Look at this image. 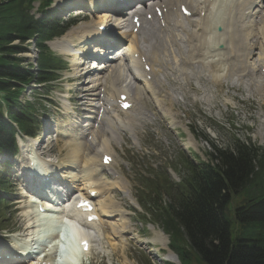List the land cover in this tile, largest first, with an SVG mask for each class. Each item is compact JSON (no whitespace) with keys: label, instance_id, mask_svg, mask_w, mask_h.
I'll return each mask as SVG.
<instances>
[{"label":"bare ground","instance_id":"obj_1","mask_svg":"<svg viewBox=\"0 0 264 264\" xmlns=\"http://www.w3.org/2000/svg\"><path fill=\"white\" fill-rule=\"evenodd\" d=\"M75 1L83 2L84 0H69V2L74 3ZM260 1L262 2L261 5ZM57 2L55 3V6L62 5L64 1L59 5ZM106 2L110 4L111 8L103 9L102 16L94 17L96 23L93 21L91 22L93 25L90 23L82 24L79 28L77 27L78 29L76 28L74 31H70L67 36H63L61 39L49 43V46L54 51L70 57L69 62L72 64L71 67H74L75 71L79 69L81 64H85L83 59L88 56L87 52L92 49L89 47L91 44L90 42L101 43L103 40L105 41V38L108 36L110 39L113 37L116 42L125 43V45L123 44L120 48L126 56L131 52H138L140 57H144L150 68L148 75L151 76L152 79L150 82L146 80V74L138 68V65L140 64L139 61H128L125 57H122V59L117 60L116 62H111L112 60L107 59L110 66L106 71L102 72L97 70L98 68L94 64H87V71L85 70L81 75L85 74L86 76L90 75L94 77L90 83H87L86 85H91V87L98 85L100 87V84H104L105 90L107 91L106 93L108 94L106 98L118 97L121 93L129 91L134 93V100H138L142 96L155 98L157 94L163 93L164 91L162 81L165 78L164 76L155 74L156 71L154 69V67L160 68V65L162 64H168V67L170 65L172 70L166 68V71L167 69L171 70L169 73L172 76L178 77L182 82L185 81L182 77H186L185 75L187 73L184 75V73L181 72V68L186 67L190 70V73L197 71V74L194 76L195 80L200 78V73L205 72L207 73L205 78L209 83L221 85L222 78L217 75V72L211 70L213 68H218L219 61H217V63L215 62V64L206 62L211 58V56L210 58H206V56L209 55L208 49L219 42H223L224 44L223 50H218L216 52L217 55L222 56L225 61L223 62L225 63L226 72H224L223 80L230 79L231 82H234L235 86H238L239 84H245L244 79H249L248 83L250 84L246 88L247 91H249L251 87L253 89V86L257 85V79L254 80L253 76L260 70L264 69V0H236L235 2L229 0L226 6L216 5V1L213 2V0L145 1L144 6L142 7L148 14H154L155 7L157 6L161 7L162 10L165 9V12L162 13L159 23L156 22L157 18L155 15L152 16V21L144 22L138 35H134L131 31L127 30L129 23L124 17L116 15V17L113 16V18L112 15L115 14H110L118 12V5L115 0H85L83 4L87 8H96L97 4H104ZM182 5L189 11V17L182 15ZM219 11L222 12L221 18L215 22L216 17H214L212 13H217ZM80 12L81 9H78L77 14ZM161 23L163 26L160 25ZM217 23H223V33L213 31V27ZM102 26L105 27L104 32L99 31V28ZM68 36H74L75 39L73 40L72 37H69L68 39ZM80 44L83 45L80 46ZM143 45H146V48L150 47V51H145ZM159 61H161L162 64L158 66ZM180 63H182V65ZM221 64L219 65L220 67L222 66ZM94 67H96V69H94ZM131 68H133V71H131ZM82 70L83 69H81V72ZM183 71L186 72V70ZM169 73L165 74V76H170ZM186 80L188 79L186 78ZM98 95L100 94L96 93L90 96L95 97ZM77 99L78 98H72L73 102ZM107 106H111V104L108 103ZM158 106L164 115L165 112L163 108L160 104ZM63 108L67 116L73 114V118L78 121L79 116L73 110L72 104L67 105L64 103ZM89 108H91V111H89V113H87L88 115L85 117L87 121H91L93 119L92 115L96 112V110H94V104L89 105ZM135 112L136 108H132L122 114L125 118L128 114H134V122H136L137 118ZM102 124L104 128L98 132L97 135H95V131L92 132L93 138L91 142V145H95L96 141L101 138V141L99 140L100 150L111 151L110 140L119 135L123 129H127L131 134H134L133 125L130 122L120 120L114 113L105 116L102 120ZM89 125L90 124H85V126ZM170 125L173 127L175 126V123L172 121ZM66 126L68 127V125ZM66 126L64 125V129L61 131L62 137H60L67 152L65 160H63L61 164L50 162L48 160L49 163L53 164L52 171L58 167H62L63 170H65L63 178L59 181V191L60 188H67L71 193L74 191V194L82 193L87 189L101 192L100 198L95 203V212L99 214V221L97 223L86 225V230L83 235L81 231H77V228L74 226L77 224L76 219L87 216V213H81L74 210V207L70 204L64 209L66 217L65 222L74 227L71 232V234L74 235L73 238L70 239L72 242L74 241V245L79 251L78 256L72 257V263H74L80 261L81 258H86L90 255L81 253L79 243L82 239H91L93 243H96V246L94 245L91 249H96L102 253H108V248L113 251V246H115L116 249H124L126 247V242L122 236L125 233V214L123 211L114 210V202L108 194L113 190H121V188H123V191L126 193L129 191L126 188L125 181L122 179H119L118 181H106L103 179V182L101 181L102 186L100 187V185L93 179L95 176H101L100 173L103 170L99 165H97V167L95 165L88 166L81 172L77 169L82 162L86 163L87 158L93 156V154L91 153L87 140L83 137V133L73 134L74 132L72 133V130L66 128ZM93 127L94 121L91 123V129ZM99 134H106V137H101ZM34 147L35 143L32 141L23 145L25 150H23L22 165L29 171H32V169L28 165L29 161L24 160V157L29 159L32 158L34 154L35 157L32 158L30 162L37 163L40 155L33 151ZM35 151H37V149ZM100 158H102V156ZM43 165V167H46L42 168L39 166V172L41 175H49L50 171L47 169L48 166L46 164ZM54 191L56 192V190ZM33 208L35 207L30 205L26 207V216H28L30 220L27 221H33L30 225L36 224L34 219L37 221L39 218H42V221H44L47 220L46 218L51 217L49 213L36 215L32 210ZM111 218H114L113 221L108 222L107 220ZM106 224L109 225L112 232L109 235L105 232ZM150 228L149 230L153 231L155 239L162 245H165L167 242L166 238L153 227ZM37 234L38 231L36 233L31 231L27 240H21L20 243H14L13 246L2 244L3 246H0V250L7 249L8 251L6 252V255H16L18 251H21L23 255L33 254L34 251L31 247V240L34 239ZM47 237L44 238L46 239ZM63 238L64 237L62 236L61 240H63ZM50 239H52L57 246L50 249L51 245H49L47 249H50L51 254L55 256L57 247L62 246L65 242L62 243L60 238H55L53 236H50ZM132 240H134L135 244H138L139 242L144 243L138 237H134ZM35 244L37 245V243ZM12 247L17 249L13 250ZM41 257L42 255L35 260L36 262L29 263L18 261V264H39V262H41ZM60 261H62L60 258L57 261L52 259L51 264H67L64 262L60 263ZM174 263H177L175 257Z\"/></svg>","mask_w":264,"mask_h":264},{"label":"rangeland","instance_id":"obj_2","mask_svg":"<svg viewBox=\"0 0 264 264\" xmlns=\"http://www.w3.org/2000/svg\"><path fill=\"white\" fill-rule=\"evenodd\" d=\"M63 1L65 0H59L57 4L59 5ZM64 8L65 6H61L57 7V10H55L54 14L57 19L66 18ZM100 14L102 13L98 11L87 14L86 17L84 16V18H80L79 20H74L76 24L70 27L63 36L69 31H74L77 27L79 28L82 24L90 23L93 25L91 22H95L94 17L102 16ZM211 54L214 56V53ZM211 54L206 56V58H210L211 56L209 61L206 62L212 63L215 60L216 63L219 61V65L222 63L221 65L223 66L220 67L218 65V68H216L217 70L213 67V69H211L213 72H217V75L222 78L221 85L209 83L205 78L207 74L205 72L200 73V78H203V85H201L192 81L200 80V78L195 80L194 76L197 74V71L190 73L188 68H181V72H183L184 75L187 73L185 75L186 77H182V79L185 81H191L188 84L180 82L178 77L172 76L169 73L172 70L170 65L168 67V64H162L161 61H159L158 66L162 64L160 65V68L154 67V69H156V72L154 71L155 74L164 76L165 78L163 80L164 82L162 81L164 91L160 96H157V100H155V98L150 99L147 96H142L139 99L138 117L140 118V121H143L140 123V127L134 130L136 142L138 144H135L133 137L128 131L127 133L121 132V136L124 139V145L123 149L119 152L120 156L118 164L114 167L115 170L124 177V180L127 183V189L130 190L133 196L140 198V191L148 192V184L146 181L156 179L159 168H165L163 164L167 167V171L171 178L178 181V175L171 170V165L176 163L177 150L184 152L187 156H190V158L203 162L207 161L206 153L212 149V146L227 147L228 144L235 139L242 142L252 143L257 146H263L264 78L256 77L257 85L253 86V89L251 87L249 91L246 90L250 84L248 81H245V84H239L238 86H235V84L234 86L228 84L226 82H231L230 79L223 80L224 72H226L224 58H216L215 56L214 58ZM180 64L182 65V63ZM71 66L72 64L70 63L68 70L60 74L61 78L50 85L48 89L50 92L49 95H44L43 88L32 89L37 91V98H35L37 99V104H42L46 108V111H41L40 121L42 123V128L44 130L48 129V131L41 137V143H39V145L46 150L52 147L50 154H47L45 158L50 162H56L58 164H61V162L65 160L67 153L65 145H63L60 138L62 137L61 131L64 129V125H68L66 128H70L74 134H79L83 131V129H81V122H78L74 118L71 119V115L70 118L66 117L62 107L64 97L79 98L81 96V93L76 90L81 89L80 86H77V82L81 81V79L78 78L80 70L77 72L74 70V67ZM166 68H170L171 70L167 69L166 71ZM183 70H186V72ZM131 71H133V68H131ZM167 73H169L170 76H165ZM186 78L188 80H186ZM121 85L124 86L123 84ZM85 89L88 88L85 87ZM68 92L71 93L69 96L67 95ZM28 96L31 102H34V98L31 96L30 92H28ZM156 101H158L163 108L165 112L164 115L162 111L158 110L160 107H156ZM84 106H76V111L78 109H87L86 111L89 109V111H91V108ZM44 113H46V117L44 116ZM83 113L88 112H79V121H81V117L84 115ZM144 113H146V115H143ZM145 119L149 121H146ZM172 121L175 123V126L173 127L170 125ZM99 136L106 137V134H99ZM100 139H98L96 144L91 148L93 152L99 146ZM22 141L24 144L29 142L28 139H22ZM23 150H25V148H23ZM22 161L23 154L20 152L17 156V165L9 171V174L13 173L14 176L10 177L9 174V176L6 174L10 184L8 191L0 193L2 198L4 197L3 205L6 215V221L3 223L5 231L0 233V239H4L7 233L15 231L21 232L26 227L31 226L30 223L32 224L33 222H28L30 220L29 217L26 216L27 209L15 204L17 201V193L14 194V192H17V186L16 189H14V181H16L19 176V167ZM152 169H154V171ZM107 178L108 180L112 179L108 176ZM128 193H126L127 197H129ZM165 197L166 194L161 193L160 200H158L162 203L161 199H164ZM111 198L114 203H118L122 208L126 209V220L137 226L134 230L133 227H128L127 230L130 229L131 233H128L125 236L127 245L124 249H116V247L113 246L112 251L109 248H106L108 255L103 257L102 255L94 253L89 256L91 257L90 259L88 257L83 259V264H88L89 262L91 264H162V262L157 259H151V256L147 254L148 251L146 248L149 249L150 247H154L160 250V258L163 259L167 255V253H165V250L167 249L166 246L162 247L159 243L151 241L154 235L146 229L150 223V216H146L143 210L142 212L131 210L124 194L120 190L114 191L111 194ZM11 199L16 201L12 203L9 201ZM128 212L135 213V215L129 217ZM143 215L146 216L147 219H142ZM34 221L37 222L36 219H34ZM105 226L107 231L110 232L111 229L108 225ZM154 227L157 232H161V230L157 229V225H154ZM39 230H43V228L36 227L35 224L34 227L30 229V232L34 231V233H36ZM137 232V236L145 242L146 245L142 244L138 246L133 243V240H130V237H133ZM15 236L16 234L12 235L11 238H14ZM149 242L156 243L157 245H150ZM13 244L14 243L11 242L12 246ZM0 246H3L1 242ZM191 264L204 263L194 256L191 260Z\"/></svg>","mask_w":264,"mask_h":264},{"label":"trees","instance_id":"obj_3","mask_svg":"<svg viewBox=\"0 0 264 264\" xmlns=\"http://www.w3.org/2000/svg\"><path fill=\"white\" fill-rule=\"evenodd\" d=\"M48 0L39 9L43 15L50 4ZM33 0H0V153H14V134L16 129L27 135H35L34 127L39 123L38 109L26 103L18 106V97L22 86L32 81L38 84L55 80L57 76L51 70L64 69L65 65L50 59L46 48L38 43L40 50V72L34 75L24 70L19 60L12 55L23 49L9 46L14 40L20 42L38 34L41 40L49 39L62 30L45 29L47 21L35 22L29 14ZM42 25V26H41ZM57 30V31H54ZM55 63V64H54ZM16 88V90H12ZM14 109H20L17 112ZM7 118H4V115ZM207 164L194 165L186 161L187 175L182 185H173L174 205L159 207L157 216L163 221L166 231H174V219L183 227L191 247L196 249L207 264H264V153H255L252 149L237 146L234 153L218 151L209 154ZM214 161V164H213ZM176 169V168H175ZM165 187V178L160 184ZM6 183L0 186L5 190ZM241 201L255 204L242 212L238 221L249 224L242 231L241 238L250 245L235 247L229 239L228 223L225 219V206L231 194ZM0 201V227L4 223V211ZM151 207H149L150 209ZM172 248L182 262L190 260L191 253L177 245L174 238Z\"/></svg>","mask_w":264,"mask_h":264},{"label":"snow or ice","instance_id":"obj_4","mask_svg":"<svg viewBox=\"0 0 264 264\" xmlns=\"http://www.w3.org/2000/svg\"><path fill=\"white\" fill-rule=\"evenodd\" d=\"M80 207H84V208H87L88 210H90V206L89 205H87L86 203H81V205H79ZM84 247H85V249H86V247H87V244H86V242L84 243Z\"/></svg>","mask_w":264,"mask_h":264}]
</instances>
